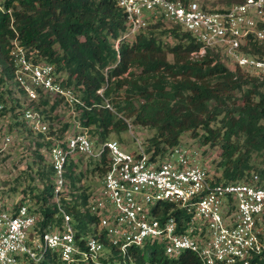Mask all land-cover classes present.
I'll return each mask as SVG.
<instances>
[{
  "label": "trees",
  "instance_id": "trees-1",
  "mask_svg": "<svg viewBox=\"0 0 264 264\" xmlns=\"http://www.w3.org/2000/svg\"><path fill=\"white\" fill-rule=\"evenodd\" d=\"M240 1L224 0L223 4ZM156 28L170 35L174 43L162 45L153 36ZM124 29V14L114 0H0V134L11 138L10 133H14L13 138L19 140H14V145L27 140L34 150V157L25 165L31 172L25 173L31 185L20 189V197L9 203L15 207L26 204L39 217L35 231L60 222L54 217V180L47 152L54 141L61 142L76 126L85 128L95 145L109 139L110 134L121 142L119 134L128 131L124 120L130 129L152 128L153 134L141 141L151 160L178 145L180 134L187 132L201 145L220 148L216 163L220 172L210 177L212 182H248L255 175L256 184L264 186V75L256 76L238 66L227 67L210 50L190 57L199 44L178 26L168 28L160 17L131 40L120 38ZM12 40L25 48L33 61L51 64L60 84L71 88L82 103L72 106L74 115L55 96L40 93L36 101L26 103V107L43 116L47 124L45 133L32 131L21 118L22 103L12 95L15 84L8 55ZM248 41L242 47L243 53L264 55L260 44ZM101 87L100 96L96 90ZM104 100L112 110L105 107ZM252 153L263 157L261 167L249 163ZM83 158L93 163L92 170L99 176L104 172V157L93 162L77 154L64 165L60 201L76 229L75 238L95 233V217L86 208L89 196L81 185H75L76 164ZM37 181L41 184L33 194L32 190L37 188L33 182ZM3 183L4 177L0 195L5 194L7 203L9 194L16 189L11 187L10 192ZM27 196L37 207L30 206ZM167 212L176 219L180 232L194 233V229L189 230L190 213L171 209L169 204L155 207L153 213ZM98 237L109 249L101 261H120L104 236ZM128 253L130 260L125 264H199L196 255L188 250L168 258L162 245L155 241L145 242L141 248H129ZM36 264L58 261L54 254H46ZM250 264L264 263L255 260Z\"/></svg>",
  "mask_w": 264,
  "mask_h": 264
},
{
  "label": "built area",
  "instance_id": "built-area-1",
  "mask_svg": "<svg viewBox=\"0 0 264 264\" xmlns=\"http://www.w3.org/2000/svg\"><path fill=\"white\" fill-rule=\"evenodd\" d=\"M114 1L125 18L121 39H133L160 17L168 28L178 26L199 44L190 57L210 50L227 67L238 66L256 76L264 75V55L242 51L250 39L264 50V0H241L220 9L206 8L201 0ZM8 55L12 81L22 103L21 118L33 132L45 133L47 129L43 116L26 107V103L37 100L38 94L61 98L71 115L72 106L82 105L71 88L60 84L51 64L33 61L16 40L11 41ZM102 90L96 93L101 96ZM124 121L130 132L128 121ZM10 142L8 134H0V160ZM133 143L135 150L110 138L95 145L87 130L77 126L61 142L54 141L47 157L53 171L54 217L60 222L35 231L39 217L26 204L15 207L6 203L5 194H1L0 264H36L46 254H54L58 264H104L101 259L109 249L104 248L100 234L121 258L113 264L130 260L129 248L154 241L162 245L168 258L188 250L199 264L264 263V186L256 184L255 175L248 182H212L206 168L197 164L189 150L175 145L151 160L140 140L134 138ZM77 154L93 162L104 157V172L99 176L100 186L86 201L88 212L95 217V233L75 238L76 229L60 195L64 165ZM2 178L0 174V191L4 188ZM163 204L190 213L189 230L194 229V233L180 232L169 212L153 213Z\"/></svg>",
  "mask_w": 264,
  "mask_h": 264
},
{
  "label": "rangeland",
  "instance_id": "rangeland-1",
  "mask_svg": "<svg viewBox=\"0 0 264 264\" xmlns=\"http://www.w3.org/2000/svg\"><path fill=\"white\" fill-rule=\"evenodd\" d=\"M202 4L206 8H224L229 5H224V0H201ZM153 36L157 38V40L162 45H172L174 43V39L163 32L160 28H156L153 30ZM167 59L170 61V55H167ZM11 90L13 96H18L16 88ZM4 97V96H3ZM61 112V111H59ZM62 115V114H61ZM154 130L149 127L142 126H132L130 132L120 133L119 137L122 138L121 144H125V147L128 150H135V144L133 143L134 138L145 142V140L153 134ZM11 134V142L8 146V151L4 160H0V174L4 177L5 187L11 192L10 188L15 187L16 191L11 192L9 194L7 203L10 201L13 203L20 197L19 190L25 188L26 186L31 185L30 181L27 180L26 172H30L28 168H25V165L29 163L33 156V146L31 144H27V140L22 142L19 145H14L12 142L14 140H18L13 138L14 133ZM110 139H116V136L113 134L109 135ZM19 142V140L17 141ZM14 142V143H17ZM178 146L182 149L189 150L190 153L197 160V164L206 168L209 177L213 175H219L220 170L216 168V163L219 161V153L220 148L217 145L209 146V145H201L198 143L197 138L190 137L189 133L184 132L179 136ZM82 162H77L75 172L77 175V179L75 180V185L80 186L84 189L85 193L90 196L95 190L100 186L99 183V173L95 170H92L93 163L91 161L82 159ZM249 163L253 167H261L263 165V157L256 153L250 154ZM35 167V164L31 165ZM253 172V171H252ZM31 173V172H30ZM15 178L17 180L15 181ZM33 184L37 187H40V182H33ZM35 188L32 190L34 194L39 188ZM28 203L32 207H37L34 204V201L31 197H28Z\"/></svg>",
  "mask_w": 264,
  "mask_h": 264
}]
</instances>
